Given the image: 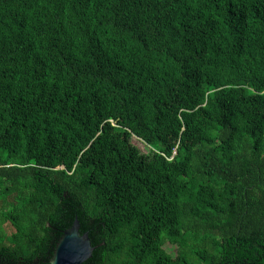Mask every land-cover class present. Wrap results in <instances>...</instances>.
I'll return each mask as SVG.
<instances>
[{
	"label": "trees",
	"instance_id": "16d2710c",
	"mask_svg": "<svg viewBox=\"0 0 264 264\" xmlns=\"http://www.w3.org/2000/svg\"><path fill=\"white\" fill-rule=\"evenodd\" d=\"M75 217L83 264H264V0H0V264Z\"/></svg>",
	"mask_w": 264,
	"mask_h": 264
},
{
	"label": "water",
	"instance_id": "95a60500",
	"mask_svg": "<svg viewBox=\"0 0 264 264\" xmlns=\"http://www.w3.org/2000/svg\"><path fill=\"white\" fill-rule=\"evenodd\" d=\"M92 252L89 236L80 233V224L75 217L56 244L50 264H83L92 257Z\"/></svg>",
	"mask_w": 264,
	"mask_h": 264
},
{
	"label": "rangeland",
	"instance_id": "374dc122",
	"mask_svg": "<svg viewBox=\"0 0 264 264\" xmlns=\"http://www.w3.org/2000/svg\"><path fill=\"white\" fill-rule=\"evenodd\" d=\"M131 142H132L133 145H135V146L139 149V151H140L141 153H144V154H145V153H149L150 148H149L146 144H144V143H142V142L136 140L135 138H132ZM167 249H168V251H169L171 254L174 255V250L169 249L168 247H167Z\"/></svg>",
	"mask_w": 264,
	"mask_h": 264
}]
</instances>
